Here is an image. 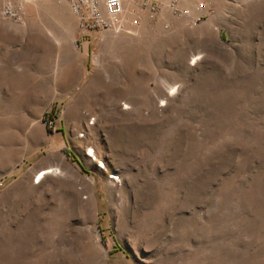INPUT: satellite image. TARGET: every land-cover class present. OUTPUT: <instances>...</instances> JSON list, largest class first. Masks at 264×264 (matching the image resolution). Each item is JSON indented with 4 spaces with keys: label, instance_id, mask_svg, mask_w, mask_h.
I'll return each instance as SVG.
<instances>
[{
    "label": "rangeland",
    "instance_id": "1",
    "mask_svg": "<svg viewBox=\"0 0 264 264\" xmlns=\"http://www.w3.org/2000/svg\"><path fill=\"white\" fill-rule=\"evenodd\" d=\"M124 5L0 0V264H264V0Z\"/></svg>",
    "mask_w": 264,
    "mask_h": 264
},
{
    "label": "built area",
    "instance_id": "2",
    "mask_svg": "<svg viewBox=\"0 0 264 264\" xmlns=\"http://www.w3.org/2000/svg\"><path fill=\"white\" fill-rule=\"evenodd\" d=\"M178 1L171 0L174 4ZM67 2L78 25L83 29L97 27L121 29L123 26L125 0H67ZM1 11L5 16L17 15L16 7L9 2L2 5ZM133 21L136 22V19Z\"/></svg>",
    "mask_w": 264,
    "mask_h": 264
},
{
    "label": "bare ground",
    "instance_id": "3",
    "mask_svg": "<svg viewBox=\"0 0 264 264\" xmlns=\"http://www.w3.org/2000/svg\"><path fill=\"white\" fill-rule=\"evenodd\" d=\"M23 1H24V2H27V3L30 2V3H32V4H35V3H36V0H23ZM30 5H31V4H30ZM91 155L93 156L94 154L91 153ZM49 168H50V167L40 169V170H39L40 173L37 171V172L39 173V175H38V179H40V178L44 175L45 172L52 171V170L55 169V168H53V169H49ZM37 172H36V173H37ZM36 173H35V174H36Z\"/></svg>",
    "mask_w": 264,
    "mask_h": 264
}]
</instances>
